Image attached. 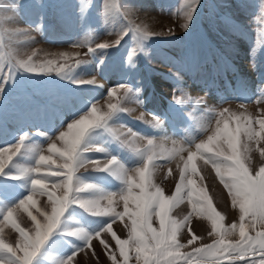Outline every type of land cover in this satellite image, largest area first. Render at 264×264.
<instances>
[{"label": "rangeland", "instance_id": "obj_1", "mask_svg": "<svg viewBox=\"0 0 264 264\" xmlns=\"http://www.w3.org/2000/svg\"><path fill=\"white\" fill-rule=\"evenodd\" d=\"M262 2L264 0H199L191 22L184 28L185 10L190 7L186 0H0V16L9 18L0 23V63L5 65V72L9 61L14 63L28 56H33L36 62L56 60L68 64L61 75L18 70L5 85L4 93L0 94V148L13 150L19 136L26 133L27 146L37 149L38 153L53 155L49 144L62 147L60 132L67 131V125L73 120L88 114L92 104L100 111H107L109 103H116L126 111L117 112L108 122L112 132L106 128L94 129L84 142L83 147L92 150L82 153L87 162L77 169L76 175L96 188L79 195L81 198L98 197L124 188L123 180L111 169H95L102 168L112 156L129 171L142 164L140 155L115 139L122 136L142 150L148 148V139L153 140L149 151L159 158L150 164L151 179L166 196H172L189 151L195 152L196 144L214 134L220 112L227 109L225 116L233 113L264 116ZM106 3L116 9L107 19L103 15ZM130 25L133 29L139 26L164 35L141 40L134 30L129 31ZM169 30L171 35H167ZM118 39L119 45L115 43ZM100 44L109 47H97ZM77 60L81 61L78 65ZM73 80H94L102 87L78 85ZM121 84L130 86L135 95L125 97L119 87ZM112 89L116 90L115 96L108 95ZM174 95L183 102L174 100ZM153 117H158L160 123ZM128 128L138 135L130 136ZM95 147L104 150L97 151ZM258 147H264V140L259 146L252 143L253 151L246 164L253 172L264 164ZM174 152L178 154L167 158ZM35 158H38L36 152L22 150L5 174L0 175V227H3V238L9 243H14L18 237L10 223L2 219L10 207L14 208L13 218L21 227L33 228L23 208L15 206L29 194L30 177L15 179L13 176L20 175L25 167L34 166ZM53 159L57 166L63 163L56 155ZM194 163L197 174L191 178L196 187L207 193L213 207L223 215L225 225L233 221L238 224L239 209L232 206L228 189L220 182L212 165L206 164L199 155L194 157ZM53 190L57 195L62 194L61 190ZM34 198L37 205L31 211L43 220L36 208L50 212V203L46 196ZM115 200L113 206L123 211V202L119 197ZM102 204L107 206V201ZM169 214L178 223L184 222L177 235L186 245L181 252H191L193 247L210 244L217 238L212 233L211 221L193 208L187 190ZM185 217H188L186 222ZM108 219L71 205L34 264H62L85 244L83 237L69 235V232L84 228L92 233L103 228ZM111 223L116 236L128 238L130 221L127 217ZM152 223L159 227L155 217ZM256 230H260L259 225ZM193 234L199 239L188 244ZM226 238L236 240L238 232ZM101 240L108 243L107 250ZM110 252L122 264L116 240L111 233L103 232L101 237L92 239L91 247L77 252L70 264H113ZM130 264H135L134 255Z\"/></svg>", "mask_w": 264, "mask_h": 264}, {"label": "snow or ice", "instance_id": "obj_2", "mask_svg": "<svg viewBox=\"0 0 264 264\" xmlns=\"http://www.w3.org/2000/svg\"><path fill=\"white\" fill-rule=\"evenodd\" d=\"M189 2L190 7L185 10L184 28L188 27L199 5V0H186V3ZM81 11H84L83 6ZM115 11L113 5L106 3L103 15L107 19ZM260 12L261 27L264 28V2L260 5ZM8 19V17L0 16V23ZM133 30L141 40L164 35L149 32L139 26L133 29L130 25L129 31ZM171 34L169 30L167 35ZM115 43L119 45L120 40L118 39ZM97 47L103 49L109 45L100 44ZM89 51L93 50L89 49ZM134 54L135 49L132 55ZM132 55L129 56L130 61ZM80 63L81 61H76L77 65ZM6 67L7 72H5V65L0 63V94L4 93L5 85L13 80L18 70L33 74L56 72L61 75L63 70L68 68V64L57 63L56 60L36 62L33 56H28L27 59H18L14 63L9 61ZM64 78L70 79L69 76ZM73 83L96 85L94 80H73ZM96 86L102 87V85ZM119 87L124 90L125 97L135 95L130 86L121 84ZM108 95L115 96L116 90H110ZM173 99L178 103L183 102L181 97L175 95ZM107 107V111H100L95 104H92L88 114L73 120L67 125V131L60 132L62 147H57L55 143L49 144V151L63 161L58 166L53 155L38 153L37 149L25 144L28 139L26 133L19 136L18 143L12 146L13 150L0 148V175L5 174V170L12 164L14 157L22 150L34 151L38 155L34 166L25 167L20 175L13 176L15 179H20L22 176L30 177L29 194L19 200L15 206L23 208L32 220L33 228L26 230L21 227L13 218V207L2 215L3 222L10 223L11 228L18 233V237L14 243L6 242L3 238V227H0V264H34L46 242L61 225L67 209L74 204L91 215L109 219L103 228L92 233L84 228H76L69 232V235L83 237L85 244L63 260L62 264H70L77 252L85 247H91L92 239L101 237L103 232L111 233L116 240L122 264H130L133 255L135 264H264V164L254 172L246 164V161L250 159L249 153L253 151L252 143L255 142L259 146L264 140V116L252 117L234 113L225 116L227 109L220 112L214 134L209 135L207 141L196 144L195 152L189 151L180 172V181L176 184V190L172 196H166L151 179L150 164L154 159L159 158L158 154L149 151L153 146V140L148 139V148L142 150L134 147L128 138L116 136V140L142 157V164L129 171L118 163L115 156H112L106 160L102 168L97 166L95 169L101 171L111 169L114 175L123 180L124 188L119 192H109L98 197L81 198L79 193H90L96 188L94 184L84 182L76 175L77 169L87 162L83 160L82 153L92 150L83 147L85 140L97 128H106L108 132H112L108 122L117 112L126 111L116 103H109ZM153 120L160 123L158 117H153ZM144 122L152 123V121ZM128 133L132 137L138 135L130 128ZM95 150L103 151L104 149L95 147ZM258 151L264 157V147H258ZM5 152L9 154L5 156ZM175 154L178 153H171L167 158L170 159ZM198 155L206 164L212 165L220 182L228 189L232 206L239 209L238 224L233 221L232 224L225 225L222 222L223 215L213 207L207 193L196 187L191 176L197 174L194 157ZM133 171L135 174H130ZM34 176L40 178H34ZM53 189L61 190L62 194L57 195ZM184 190H187L193 208L206 215L211 221L212 233H215L217 237L210 244L193 247L191 252L180 251L186 247L177 239L184 222L178 223L169 214L182 199ZM37 196H46L50 203V212L36 208V212L43 217V220L38 219V216L31 211L37 205V200L34 198ZM116 197L123 202V211H118L113 206ZM104 200L107 201V206H103ZM125 217L130 221V227L125 225L129 227V235L127 239H120L113 232L111 222L116 219L123 220ZM153 217L158 220V228L152 223ZM187 219L188 217H185V222ZM258 225L260 230H256ZM234 232H238V239L226 238L228 234ZM252 232L254 234H251ZM198 239L199 237L193 234L188 244H193ZM101 243L106 250L109 248L106 241L101 240ZM109 255L113 264H120L114 253L110 252Z\"/></svg>", "mask_w": 264, "mask_h": 264}, {"label": "bare ground", "instance_id": "obj_3", "mask_svg": "<svg viewBox=\"0 0 264 264\" xmlns=\"http://www.w3.org/2000/svg\"><path fill=\"white\" fill-rule=\"evenodd\" d=\"M152 18H153V17H152ZM160 18H161V17H160ZM154 19H155V18H154ZM157 20H158V19H157ZM162 22H163V21H162ZM162 22H161V23H162ZM147 23H148V22H147ZM148 24H149V23H148ZM155 24H156V23H155ZM149 28H151V27H149ZM152 29H153V28H152ZM248 76H249V75H248ZM169 93H170V91H169ZM169 93H168V94L166 93V94L169 95ZM167 95H166V96H167ZM166 130H167V129H166ZM167 134H168V133H167ZM168 135H169V134H168ZM208 135H209V134H208ZM206 136H207V135H206ZM206 138H207V137H206Z\"/></svg>", "mask_w": 264, "mask_h": 264}]
</instances>
